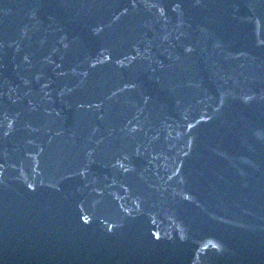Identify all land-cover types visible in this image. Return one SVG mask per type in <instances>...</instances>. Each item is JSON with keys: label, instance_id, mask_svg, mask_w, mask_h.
<instances>
[{"label": "water", "instance_id": "water-1", "mask_svg": "<svg viewBox=\"0 0 264 264\" xmlns=\"http://www.w3.org/2000/svg\"><path fill=\"white\" fill-rule=\"evenodd\" d=\"M0 264H264V0H0Z\"/></svg>", "mask_w": 264, "mask_h": 264}]
</instances>
